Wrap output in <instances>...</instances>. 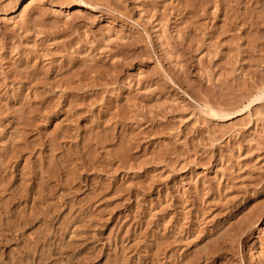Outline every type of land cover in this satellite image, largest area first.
Here are the masks:
<instances>
[{"label":"rangeland","instance_id":"rangeland-1","mask_svg":"<svg viewBox=\"0 0 264 264\" xmlns=\"http://www.w3.org/2000/svg\"><path fill=\"white\" fill-rule=\"evenodd\" d=\"M19 1L0 264H264V0Z\"/></svg>","mask_w":264,"mask_h":264},{"label":"bare ground","instance_id":"bare-ground-1","mask_svg":"<svg viewBox=\"0 0 264 264\" xmlns=\"http://www.w3.org/2000/svg\"><path fill=\"white\" fill-rule=\"evenodd\" d=\"M31 1H33V0H20L19 1L20 3L18 4L17 9H15V12L12 13V15H11L12 16L11 18H13L14 21H16V19H24L25 18V12L22 11L21 7L23 6V4L31 2ZM93 8L96 9L95 7H93ZM81 11H82V9H80V7H76L74 12L79 13ZM212 111L214 112V114H216L214 109H212Z\"/></svg>","mask_w":264,"mask_h":264}]
</instances>
